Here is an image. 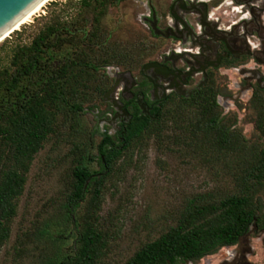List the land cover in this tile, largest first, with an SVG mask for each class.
I'll return each instance as SVG.
<instances>
[{
	"label": "rangeland",
	"instance_id": "obj_1",
	"mask_svg": "<svg viewBox=\"0 0 264 264\" xmlns=\"http://www.w3.org/2000/svg\"><path fill=\"white\" fill-rule=\"evenodd\" d=\"M169 1L112 0L105 7H97L93 1L83 6L80 0H51L0 42V70L11 72L9 62L16 46H27L48 25L60 26V42L42 54V60L50 57L51 64L57 66L80 58L70 73V85L76 92L71 99L81 107L79 113L60 107L55 133L33 156L16 201L8 239L0 247V264H41L57 253L74 251L77 235L87 220L86 213L94 208L90 205L92 194L87 193L73 209V221L65 220L62 205L71 178V149L76 145L94 155L104 131L113 144L118 141L112 124L103 117L111 111L104 92L116 76L126 75L122 82L128 99L127 92L133 91L131 81H143L139 67L155 59L168 44L167 39L155 37L146 29L144 18L152 16L162 26ZM61 25L66 33L61 31ZM227 77L236 78L229 73ZM213 81L216 92L223 93L224 77L214 72ZM233 105L231 111L219 118L220 124L234 126L247 146L264 148V136L253 128L259 108L254 96ZM170 126L166 122L167 128H163L161 135L173 132ZM196 135V145L188 147L158 143L150 137L118 159L102 182L100 204L95 212L105 240L97 264H125L139 247L174 224L188 200H217L234 191V182L224 166L229 161L209 152L199 133ZM100 166L96 159L87 164L90 171L98 172ZM261 202L264 213V200ZM44 225L48 233L39 236ZM230 250H234L232 259L228 256ZM190 264H264V230H255L251 225L235 246L219 248Z\"/></svg>",
	"mask_w": 264,
	"mask_h": 264
},
{
	"label": "trees",
	"instance_id": "obj_2",
	"mask_svg": "<svg viewBox=\"0 0 264 264\" xmlns=\"http://www.w3.org/2000/svg\"><path fill=\"white\" fill-rule=\"evenodd\" d=\"M89 1L95 2L97 7L113 3L112 0H80V5H88ZM61 27L66 33L65 26ZM59 28L56 24L48 25L37 32L27 46H16L9 62L13 70H0V247L8 239L30 162L43 142L55 133L60 107H67L71 113L81 112L80 104L71 99L76 92L70 85L73 79L70 73L80 58H75L77 62L72 60L57 66L51 64L50 57L42 60V54L60 42ZM214 95L212 87L207 86L190 98L165 100L154 109L152 118L134 114L122 126L116 144L105 133L101 134L94 155L73 145L71 178L62 205L65 220L73 221V209L87 193L92 194L90 205L94 210L86 213L87 220L83 221L72 254L57 253L41 264L98 263L105 247L104 234L98 229L95 215L102 182L118 159L150 137L158 143L165 141L188 147L196 145V132L199 133V139L209 152L229 161L230 164L226 162L224 166L234 182V191L217 200H188L174 224L139 247L125 264L196 261L219 248L234 245L253 221L257 227L263 225L264 148L247 146L237 131L220 124ZM254 98L259 108L253 128L264 136V99ZM168 121L171 125L168 128L173 132L163 136L161 131L167 128ZM95 159L101 163L98 172L87 168ZM47 233L46 225L38 231L39 236Z\"/></svg>",
	"mask_w": 264,
	"mask_h": 264
},
{
	"label": "flooded vegetation",
	"instance_id": "obj_3",
	"mask_svg": "<svg viewBox=\"0 0 264 264\" xmlns=\"http://www.w3.org/2000/svg\"><path fill=\"white\" fill-rule=\"evenodd\" d=\"M144 20L146 29L168 44L155 59L139 67L143 81H131L133 91L127 92L128 99L122 82L126 75L114 79L112 98L120 108L115 110L109 103L111 111L103 117L112 124L118 140L122 126L134 114L152 118L154 109L165 100L187 99L207 86L215 92L218 118L231 111L235 102L252 96L264 99V0H170L162 26L152 16ZM152 63L157 67L142 69ZM214 72L224 77L223 93L216 92ZM227 73L236 78L230 80ZM251 225L264 230V224L257 227L253 221ZM249 226L227 248L244 238ZM230 251L232 259L234 250Z\"/></svg>",
	"mask_w": 264,
	"mask_h": 264
},
{
	"label": "water",
	"instance_id": "obj_4",
	"mask_svg": "<svg viewBox=\"0 0 264 264\" xmlns=\"http://www.w3.org/2000/svg\"><path fill=\"white\" fill-rule=\"evenodd\" d=\"M45 1L46 0H0V36ZM147 67H157V65L155 63L145 64L142 66V69ZM115 84L116 83L104 93L103 98L109 102L115 110H118L120 107L112 98Z\"/></svg>",
	"mask_w": 264,
	"mask_h": 264
},
{
	"label": "bare ground",
	"instance_id": "obj_5",
	"mask_svg": "<svg viewBox=\"0 0 264 264\" xmlns=\"http://www.w3.org/2000/svg\"><path fill=\"white\" fill-rule=\"evenodd\" d=\"M51 0H46L45 2H43L42 4H40L38 7H36L34 10H32L30 13H28L26 16H24L21 20H19L17 23H15L13 26H11L9 29H7L5 32H3L0 36V42L2 40H4L6 37H8L12 32L18 30V28L23 25L26 24L27 22H29V20L35 15L37 14L42 7Z\"/></svg>",
	"mask_w": 264,
	"mask_h": 264
}]
</instances>
